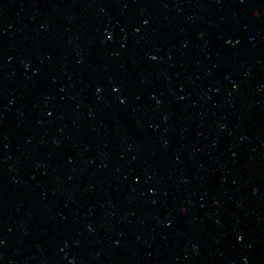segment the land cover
Listing matches in <instances>:
<instances>
[{
  "label": "water",
  "instance_id": "obj_1",
  "mask_svg": "<svg viewBox=\"0 0 264 264\" xmlns=\"http://www.w3.org/2000/svg\"><path fill=\"white\" fill-rule=\"evenodd\" d=\"M187 264H264V0H222L196 155Z\"/></svg>",
  "mask_w": 264,
  "mask_h": 264
}]
</instances>
